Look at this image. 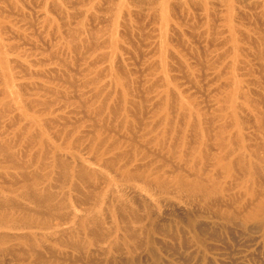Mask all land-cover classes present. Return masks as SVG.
Instances as JSON below:
<instances>
[{
    "label": "rangeland",
    "instance_id": "obj_1",
    "mask_svg": "<svg viewBox=\"0 0 264 264\" xmlns=\"http://www.w3.org/2000/svg\"><path fill=\"white\" fill-rule=\"evenodd\" d=\"M0 264H264V0H0Z\"/></svg>",
    "mask_w": 264,
    "mask_h": 264
},
{
    "label": "bare ground",
    "instance_id": "obj_2",
    "mask_svg": "<svg viewBox=\"0 0 264 264\" xmlns=\"http://www.w3.org/2000/svg\"><path fill=\"white\" fill-rule=\"evenodd\" d=\"M25 191V190H24ZM27 192V191H26ZM4 198V197H3ZM2 199V198H1ZM2 202V201H1ZM4 216V215H3Z\"/></svg>",
    "mask_w": 264,
    "mask_h": 264
}]
</instances>
